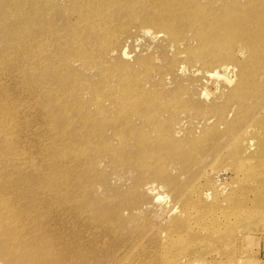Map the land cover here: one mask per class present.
<instances>
[{"label": "rangeland", "instance_id": "374dc122", "mask_svg": "<svg viewBox=\"0 0 264 264\" xmlns=\"http://www.w3.org/2000/svg\"><path fill=\"white\" fill-rule=\"evenodd\" d=\"M263 109L264 0H0V264H264ZM196 203L220 256L164 252Z\"/></svg>", "mask_w": 264, "mask_h": 264}, {"label": "bare ground", "instance_id": "6f19581e", "mask_svg": "<svg viewBox=\"0 0 264 264\" xmlns=\"http://www.w3.org/2000/svg\"><path fill=\"white\" fill-rule=\"evenodd\" d=\"M212 1H217V0H212ZM181 13L183 17H185L184 19L186 20L187 24H192L195 22L197 24H201L200 23L201 19L197 11H194V12L186 11V12H181ZM207 15L209 16V20H210L209 22L204 23V25L207 26V31L208 30H211V31L218 30L220 34L224 33L226 35L228 33V27L233 25L232 23H235V21L228 22L226 20L227 15L222 10H218V9L209 10ZM167 19L171 22V19L169 17H167ZM168 20L166 19L161 20V24L164 26H169L170 22ZM241 24L244 27L248 28L252 24V16L249 15L247 20L241 19ZM207 31L200 32V35L202 36L204 40L206 39L205 33ZM240 33L246 34V31L240 30ZM260 33H262V31L259 30L258 28L252 32V34H260ZM208 43H209L208 45L212 49L216 50L215 44H213L212 41L209 40ZM227 49L232 50L229 45L227 46ZM243 65H244L243 63L240 64V66H243ZM241 74L243 76L244 81L242 82V85L236 90V92L239 93V95L242 94L244 91L245 82L248 81L247 83H249L253 80L252 79L253 75L251 76L250 71L246 67L242 68ZM260 114L261 115L259 116L257 115L256 117H254L249 123V126H247L246 129H244L243 131L239 132L236 135V137L237 139H239L241 135L243 136V134L247 133L248 131L250 132L253 130L255 131L252 133L253 134L252 136L250 135L251 139H249L248 141L245 139L246 143L245 144L239 143L237 144L238 145L237 147L240 150V158H242L241 161H243L244 159H250L254 161L255 163H258V166L261 165L263 167L260 170V173H262L264 172V109L260 112ZM241 138L244 139L243 137ZM196 204H192V210H188V213H189L188 217H192L196 215L194 222L188 223L183 232L177 233L173 237L172 239L173 241L171 245L165 246L164 252H170L172 255L176 253L179 254L185 251L189 252L191 253L189 255V261L192 258V256L203 258L201 253H207L211 249H214L216 253L218 252L216 251V250H219L217 249L218 242L219 241L221 242V240L225 237L223 236L222 233H220V231L224 229H228L229 223H221L220 221L218 224H215L214 222H212V219L219 218V214L221 213V211H223L221 208H218L216 212L205 213L204 212L205 208H203L202 205L200 208L198 206V203ZM201 211L203 215L202 217L199 216ZM233 215L235 216V220L238 219V225L240 226V228H242L244 225H247V224L254 227L257 223H260L262 219L264 220V210L260 211L259 213H252V214L247 213L245 214V216H242L241 218L240 217L238 218L237 213H233ZM238 225L235 226V229L239 230ZM220 227H221V230H220ZM198 246L201 247V251L198 250L197 248ZM6 249L8 251V255L9 253H15L13 249L11 248V246H8ZM217 254L220 256V253H217ZM205 258H207V256ZM167 260H168L167 261L168 264H180L183 259L178 258V255H177ZM195 260H204V259L195 258Z\"/></svg>", "mask_w": 264, "mask_h": 264}, {"label": "crops", "instance_id": "0c3cea01", "mask_svg": "<svg viewBox=\"0 0 264 264\" xmlns=\"http://www.w3.org/2000/svg\"><path fill=\"white\" fill-rule=\"evenodd\" d=\"M264 252V251H263Z\"/></svg>", "mask_w": 264, "mask_h": 264}]
</instances>
